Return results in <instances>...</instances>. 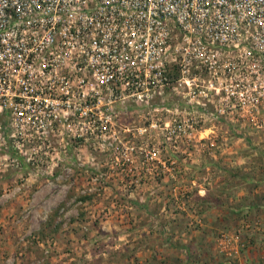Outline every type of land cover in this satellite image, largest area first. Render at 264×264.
<instances>
[{
    "label": "built area",
    "instance_id": "2783aa9c",
    "mask_svg": "<svg viewBox=\"0 0 264 264\" xmlns=\"http://www.w3.org/2000/svg\"><path fill=\"white\" fill-rule=\"evenodd\" d=\"M166 95L177 102L159 111ZM257 103L264 0H0L5 170L73 159L90 180L118 168L140 182L190 146L198 124L183 114Z\"/></svg>",
    "mask_w": 264,
    "mask_h": 264
},
{
    "label": "rangeland",
    "instance_id": "374dc122",
    "mask_svg": "<svg viewBox=\"0 0 264 264\" xmlns=\"http://www.w3.org/2000/svg\"><path fill=\"white\" fill-rule=\"evenodd\" d=\"M162 99L159 111L177 102ZM255 105L183 114L198 124L190 146L162 152L169 161L140 182L118 168L90 180L95 170L68 169L73 159L47 173L1 166L0 264H264V103Z\"/></svg>",
    "mask_w": 264,
    "mask_h": 264
},
{
    "label": "trees",
    "instance_id": "16d2710c",
    "mask_svg": "<svg viewBox=\"0 0 264 264\" xmlns=\"http://www.w3.org/2000/svg\"><path fill=\"white\" fill-rule=\"evenodd\" d=\"M26 167H27V166H25V168H26ZM25 168H24V169H25Z\"/></svg>",
    "mask_w": 264,
    "mask_h": 264
}]
</instances>
